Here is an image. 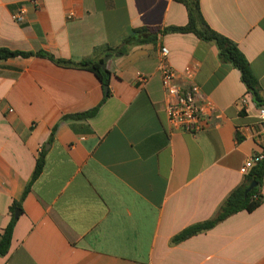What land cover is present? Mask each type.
Instances as JSON below:
<instances>
[{"label":"crops","instance_id":"crops-1","mask_svg":"<svg viewBox=\"0 0 264 264\" xmlns=\"http://www.w3.org/2000/svg\"><path fill=\"white\" fill-rule=\"evenodd\" d=\"M32 1L0 0V48L30 54L0 60V239L20 210L0 264H264V202L173 243L216 217L259 151L262 108L214 43L167 34L111 56L105 101L94 73L50 59L104 60L135 28L186 26V7L175 0ZM200 5L208 25L245 55L264 98V0ZM22 9L24 21L15 22ZM164 59L183 86L192 71L216 108L200 135L168 121ZM97 107L94 117L65 119ZM41 155L43 171L23 199Z\"/></svg>","mask_w":264,"mask_h":264},{"label":"trees","instance_id":"trees-1","mask_svg":"<svg viewBox=\"0 0 264 264\" xmlns=\"http://www.w3.org/2000/svg\"><path fill=\"white\" fill-rule=\"evenodd\" d=\"M178 3L183 4L188 12L189 22L184 27H167L163 29H151L148 27L135 28L132 30L131 34L125 37L121 44L114 48H107L105 51L106 56L113 57H123L128 54L129 50L133 47L143 46L148 44H157L160 37L167 34H194L202 41L208 43H214L219 51V59L225 64H230L232 67L236 68L241 73V78L243 83L248 89V92L252 94L256 105L260 108H264V98L261 95V88L258 79L253 74L250 64L241 52L236 43H234L229 38L223 36L222 34L213 30L206 22L202 11L200 0H175ZM28 57L30 54L15 52L5 48H0V60H6L12 57ZM51 60L57 64L64 66H73L81 69H86L91 71L100 80L103 87L105 88V98L104 101L110 96V80L111 72L106 68H103L104 60H85L80 63H74L69 61L57 60L50 57ZM99 107L93 109L92 111L77 114L74 116H67L65 119H87L97 115ZM53 136V135H52ZM238 142L242 141V138L238 136ZM44 168V156L41 155L38 159L36 169L34 171L32 180L27 186L23 199L26 197L31 189L33 183L41 175ZM252 183L256 184V187L248 192L247 190ZM264 185V159L259 162L246 176L244 182L234 190L224 204L221 206L215 218L212 220L193 225L173 239V243H180L198 234L207 232L213 229L220 222L226 220L230 216L241 212L247 211L249 213L254 212L258 209L264 202V195L262 188ZM16 208L21 209V203L16 204ZM17 219L14 217L6 230L4 231L0 239V256H6L11 248L14 228Z\"/></svg>","mask_w":264,"mask_h":264},{"label":"built area","instance_id":"built-area-1","mask_svg":"<svg viewBox=\"0 0 264 264\" xmlns=\"http://www.w3.org/2000/svg\"><path fill=\"white\" fill-rule=\"evenodd\" d=\"M36 4V1H32ZM15 22L22 23L25 19V11L13 15ZM164 58L167 57L163 51ZM162 84L166 92V112L168 121L176 131L188 133L193 136L200 135L206 130L204 120L214 114V104L205 100L201 88L193 82V72L188 70L186 77L188 85L183 86L178 81V75L174 68L164 59L159 67ZM247 96L240 99L242 110H246ZM263 129L256 134V142L259 151L251 156L243 165L240 172L248 175L250 171L264 159V108L261 110Z\"/></svg>","mask_w":264,"mask_h":264},{"label":"water","instance_id":"water-1","mask_svg":"<svg viewBox=\"0 0 264 264\" xmlns=\"http://www.w3.org/2000/svg\"><path fill=\"white\" fill-rule=\"evenodd\" d=\"M111 59V56H107L105 59H104V64H103V68H106V65L108 63V61ZM256 187V184L255 183H252L251 186L249 187V189L247 190L246 192V195L248 194V192H250L251 190H253L254 188ZM20 215V210H16L15 212V218L17 219Z\"/></svg>","mask_w":264,"mask_h":264}]
</instances>
